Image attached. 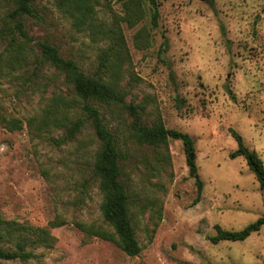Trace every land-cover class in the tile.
<instances>
[{
	"label": "rangeland",
	"instance_id": "374dc122",
	"mask_svg": "<svg viewBox=\"0 0 264 264\" xmlns=\"http://www.w3.org/2000/svg\"><path fill=\"white\" fill-rule=\"evenodd\" d=\"M124 1H103L99 20L124 17ZM157 1V27L148 11L134 27L121 22L124 98L100 107L125 155L121 177L141 247L134 256L80 226L113 230L101 209L94 172L99 141L91 125L73 138L64 127H37L53 103L73 120L83 104L60 70L37 61L40 43L49 39L94 74L111 41L75 27L55 0H37L40 19L12 18L13 6L0 1V53L7 58L23 46L25 56L0 77V115L23 125L9 130L0 122V211L6 219L50 227L56 237L52 246H35L29 259L0 258V264H264V225L242 241L212 240L217 226L240 230L264 216V188L243 156H230L238 147L235 129L264 163V0ZM144 29L151 45L137 47L135 36ZM159 118L188 133L193 151L180 139L139 142L135 125L152 128ZM56 221L63 224L51 227Z\"/></svg>",
	"mask_w": 264,
	"mask_h": 264
},
{
	"label": "trees",
	"instance_id": "16d2710c",
	"mask_svg": "<svg viewBox=\"0 0 264 264\" xmlns=\"http://www.w3.org/2000/svg\"><path fill=\"white\" fill-rule=\"evenodd\" d=\"M4 1L13 6L9 12L12 18L17 19L29 15L40 19L42 16L37 6V0ZM103 1L109 0H55L56 8L67 15L75 27L89 29L95 38L108 39L111 41V45L100 54L99 70L94 74H87L73 59L63 57L56 45L49 39L40 43L41 52L37 61L40 64H49L60 70L64 74L66 82L75 90L76 96L83 100V104L80 106L81 113L79 112V115L81 116L73 120L68 113H64L53 103L45 110V115L38 121L37 127H64L66 138H73L85 124L91 125L99 141L94 172L99 178V187L103 194L101 209L105 221L113 227V230L94 224L84 225L80 223V226L88 236H96L115 242L128 255L134 256L140 252L141 247L133 225L129 189L121 177V162L125 155L121 151L118 139L111 130L110 124L105 119L100 107L111 108L114 103L122 101L124 98L123 91L119 89L126 50V40L121 22H127L130 27H134L144 19L148 11L151 16V25L157 27L159 24V4L157 0H147L148 3L146 0H125L126 15L124 17L117 16L111 23H106L98 18L97 7ZM18 27L22 28L21 25ZM151 37V33L146 29L139 31L135 36L136 46H150ZM24 58L23 46L18 50L14 48L7 58H4L3 53H0V77L4 73L5 66L14 68L25 60ZM108 69L110 74L109 77H106L105 74ZM123 106L134 110L133 106L124 104ZM34 120L35 118H32L30 124ZM0 122L9 130H18L23 127L18 118L0 115ZM231 132L238 143L237 149L230 154L231 158L243 156L249 168L255 173L261 187L264 188V163L262 159L255 150L250 149L244 143L243 136L238 131L231 129ZM135 137L139 142L149 144L167 143L170 138L180 139L188 151L194 149L193 138L188 133L167 128L161 118L152 128L135 125ZM189 163L191 172L196 173L195 161L190 159ZM197 183L198 196L195 202L200 200L202 191V181L198 180ZM50 224H52L51 227H55L63 223L56 221ZM263 225L264 216L240 230H228L217 226V233L212 237V240L214 242L242 241L260 230ZM55 241L56 237L52 234L50 227L6 219L0 211V258L26 260L33 256L35 246H52ZM1 243L9 244L12 248L7 249Z\"/></svg>",
	"mask_w": 264,
	"mask_h": 264
},
{
	"label": "water",
	"instance_id": "95a60500",
	"mask_svg": "<svg viewBox=\"0 0 264 264\" xmlns=\"http://www.w3.org/2000/svg\"><path fill=\"white\" fill-rule=\"evenodd\" d=\"M190 157H191V159H193V157H194V153L193 152L190 153Z\"/></svg>",
	"mask_w": 264,
	"mask_h": 264
}]
</instances>
